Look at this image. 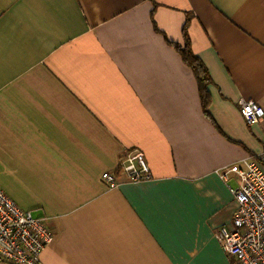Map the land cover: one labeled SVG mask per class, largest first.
<instances>
[{
	"label": "crops",
	"instance_id": "1",
	"mask_svg": "<svg viewBox=\"0 0 264 264\" xmlns=\"http://www.w3.org/2000/svg\"><path fill=\"white\" fill-rule=\"evenodd\" d=\"M240 99L264 107V0H0V188L52 231L38 264H239L214 231L236 210L219 170L264 171ZM131 149L151 179L106 188Z\"/></svg>",
	"mask_w": 264,
	"mask_h": 264
},
{
	"label": "built area",
	"instance_id": "2",
	"mask_svg": "<svg viewBox=\"0 0 264 264\" xmlns=\"http://www.w3.org/2000/svg\"><path fill=\"white\" fill-rule=\"evenodd\" d=\"M239 113L249 126L264 116V107L253 100L238 101ZM228 180L237 177V188H229L236 203L231 225L221 226L214 236L222 250L239 264H264V171L257 159L245 158L218 172ZM118 175L129 181L151 179V172L142 151L131 149L119 157L114 171L101 174L106 188L119 185ZM52 231L43 218H36L10 199L0 188V262L38 264L39 256L53 240Z\"/></svg>",
	"mask_w": 264,
	"mask_h": 264
},
{
	"label": "trees",
	"instance_id": "3",
	"mask_svg": "<svg viewBox=\"0 0 264 264\" xmlns=\"http://www.w3.org/2000/svg\"><path fill=\"white\" fill-rule=\"evenodd\" d=\"M184 43L182 45H174L183 62L189 66L195 75L200 91V100L203 112L208 114V105L210 103L209 94L207 93V85L211 83L207 70L201 60L192 52L190 48L189 36L186 26L183 28Z\"/></svg>",
	"mask_w": 264,
	"mask_h": 264
}]
</instances>
